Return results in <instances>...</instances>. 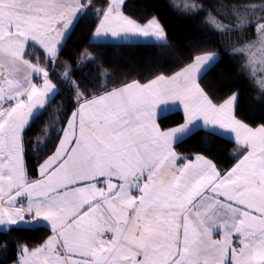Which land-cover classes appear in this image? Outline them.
<instances>
[{"label": "snow or ice", "instance_id": "6c2138e0", "mask_svg": "<svg viewBox=\"0 0 264 264\" xmlns=\"http://www.w3.org/2000/svg\"><path fill=\"white\" fill-rule=\"evenodd\" d=\"M123 4L110 0L95 10L103 17L95 37L166 39L155 18L141 24ZM89 6L91 0H0V228L24 222L25 209L15 202L26 197L27 213L50 221L53 233L40 247L21 248L16 264H264V125L236 118L238 94L214 102L201 86L198 77L215 56H196L173 75L91 98L73 83L77 107L59 130L62 139L39 166L40 178H28L24 132L58 92L49 72L24 58L25 46L34 42L53 62ZM236 15L244 26L246 16ZM262 20L253 43L264 44ZM177 101L185 123L162 130L157 109L163 114ZM196 121L235 133L244 150L230 170L202 156L176 166L185 158L173 142ZM36 144L46 151L44 140L29 147ZM221 229L223 238L214 239Z\"/></svg>", "mask_w": 264, "mask_h": 264}, {"label": "trees", "instance_id": "16d2710c", "mask_svg": "<svg viewBox=\"0 0 264 264\" xmlns=\"http://www.w3.org/2000/svg\"><path fill=\"white\" fill-rule=\"evenodd\" d=\"M238 0H126L123 11L130 18L144 24L155 18L165 31V43H106L93 41V34L102 15L95 10L105 9L107 0H93L86 15L77 22L59 56V64L71 66L68 80L52 71L51 78L58 87L43 114L24 132L25 167L30 180L39 179V166L55 151L60 139V129L77 104L73 83L85 96H98L106 91L123 87L131 82L145 83L159 74L173 75L204 53H217L219 59L202 76L201 86L213 98L221 101L239 94L236 116L251 127L264 125V90L260 79L262 71L253 69L248 47L259 35L257 21L264 16V0H241L247 23L241 25L236 15ZM254 4L259 13L250 6ZM195 5V7H189ZM213 18H218V28ZM264 23V21H261ZM247 47V49H246ZM247 50V51H246ZM91 58L84 61L85 53ZM29 57L37 64L51 69L39 53L30 48ZM252 56V55H251ZM54 67V69H56ZM257 71V72H255ZM259 71V72H258ZM60 74V73H59ZM185 123L183 112L176 111L160 119L164 129ZM52 139H45L44 130ZM44 140L47 148L29 144ZM235 143L231 138L214 131L199 128L180 140L178 153L193 157L200 154L211 159L222 171L229 170L240 157L233 154ZM52 231L44 225H17L11 230H0V264H13L21 255V248L43 245Z\"/></svg>", "mask_w": 264, "mask_h": 264}, {"label": "crops", "instance_id": "0c3cea01", "mask_svg": "<svg viewBox=\"0 0 264 264\" xmlns=\"http://www.w3.org/2000/svg\"><path fill=\"white\" fill-rule=\"evenodd\" d=\"M93 0H91V2H92ZM69 2H71V0H69ZM107 2H108V4L110 3V0H107ZM81 3H83V0H81ZM123 6H124V4L122 5V11H123ZM108 7V5L106 6V8ZM105 8V9H106ZM124 12V11H123ZM125 13V12H124ZM126 15V14H125ZM128 16V15H127ZM82 17V16H81ZM80 17V18H81ZM80 18H78V19H76L75 21H74V23L71 25V27H70V30H69V33H68V35L66 36V37H63L62 38V47L60 48V50H59V53H58V57L57 58H55V60L53 61V62H48L47 60H46V58H45V53H44V51H41V48L39 47V46H35V44H34V42H29L26 46H25V56H24V58L25 59H27V60H29L31 63H33V64H35V65H37L38 67H43V68H45V70L46 71H48L49 72V79H50V74L52 73V71H53V68L55 67L54 65L56 64V63H59V56H60V53H61V51H62V49H63V46L65 45V43H66V41L68 40V38H69V36L71 35V33H72V31L74 30V28H75V26H76V24H77V22H78V20L80 19ZM103 19V17H101V19H100V21ZM157 20V19H156ZM100 21H99V23H100ZM158 21V20H157ZM160 24V23H159ZM98 26H99V24H98ZM97 26V27H98ZM160 26H161V24H160ZM162 27V26H161ZM97 29V28H96ZM163 29V28H162ZM96 31V30H95ZM164 31V30H163ZM164 33H165V31H164ZM165 36H166V34H165ZM93 41H95V42H106V43H149V42H152V43H165V42H167V37H166V39L165 40H157V39H155V38H146V37H141V36H131V37H129V38H127V39H125V38H123V37H111L110 35L109 36H107V37H99V38H94V34H93ZM30 48H32V50L34 51V52H36V53H39L40 55H41V57L45 60L44 62H46L47 64H51V65H53V66H51L52 68L51 69H48L47 68V66H43V65H39V64H37L35 61H33V59H31L30 57H29V54H28V50L30 49ZM202 56H215L216 57V59H215V61L210 65V67H209V69L216 63V61L219 59V54H217V53H208V54H205V55H202ZM63 65H64V68H65V65L69 68V65L67 64V63H63ZM208 71V70H207ZM206 71V72H207ZM205 72V73H206ZM204 74H202L200 77H198V80H199V83H200V80H201V78H202V76H203ZM51 80V79H50ZM52 81V80H51ZM33 82H39V83H42L43 81H42V79H38L36 76H33ZM53 82V81H52ZM132 83V82H131ZM55 84V83H54ZM129 84V83H128ZM119 88H121V87H119ZM57 92H58V87H57ZM101 95H103V94H101ZM56 96V95H55ZM238 100H239V94H238V96H237V101H236V106H235V115H236V109H237V104H238ZM49 103V102H48ZM48 103H47V105H48ZM46 105V106H47ZM176 111H181V112H183V114H184V116H185V121H186V113L184 112V109H183V104H182V102H174V106L173 107H171L169 110H167V111H165L163 114H161L160 113V111H159V109H157V111H156V115H155V119H156V122H157V124H159V126H160V128L162 129V130H167V129H164L163 127H162V125L160 124V119L162 118V117H164L165 115H167V114H171V113H173V112H176ZM236 118H237V116H236ZM238 119V118H237ZM195 123V122H194ZM244 123V122H243ZM184 124V123H183ZM246 124V123H245ZM182 125V124H181ZM248 125V124H247ZM180 126V125H179ZM250 126V125H249ZM177 127V126H176ZM251 127V126H250ZM174 128V127H173ZM199 128H204V129H208V130H212V131H214V132H216V133H218V134H221V135H223V136H225V137H228V138H231L233 141H234V143H235V145H234V147L232 148V151H233V154L234 155H237V156H239L240 157V159L242 158V153H243V150H244V146H242L240 143H239V141L235 138V133L234 132H231V131H229V130H224V129H221L219 126H211V125H205V124H203V122L202 121H199L198 123H195V126L194 127H192V131H194V130H196V129H199ZM253 128H256V127H253ZM191 131V132H192ZM189 135V134H188ZM188 135H186V136H188ZM185 136V137H186ZM185 137H183V138H185ZM182 138V139H183ZM62 139V138H61ZM181 139V140H182ZM178 142H173V149H174V151L176 152V154H177V156L178 157H183V158H185V159H177V161H176V166L177 167H180V166H182L185 162H187V160H192L193 162H195V159H196V157L197 156H202V157H204L205 159H207V160H210V161H212L211 159H209V158H207V157H205V156H203V155H200V154H197V155H194L193 157H186V156H184V155H182V154H180V153H178L177 152V150H176V148H175V145L177 144ZM238 162V161H237ZM236 162V163H237ZM212 163L213 164H215V162H213L212 161ZM235 163V164H236ZM234 164V165H235ZM216 165V164H215ZM233 165V166H234ZM24 166H25V160H24ZM232 166V167H233ZM216 167H217V170H219V171H221V172H225V171H222L221 169H219V167L216 165ZM231 167V168H232ZM230 168V169H231ZM25 169H26V167H25ZM229 169V170H230ZM113 183H119V181L117 180V179H113ZM98 186H102V185H99L98 184ZM137 193L136 192H133V195H136ZM206 195H209L210 196V193H206ZM223 202H226V201H224L223 199H222V203ZM16 203V206L17 207H19V206H23L24 207V209H25V212L23 213V221L24 222H20V223H18L17 225H31V226H39V225H44V226H46V227H49L50 228V221H44L42 218H37V217H35V216H33L32 214H30V213H27V211H26V208H27V204H28V199L26 198V197H21V198H18V200L15 202ZM5 206H7V205H5ZM216 212H217V216L218 217H223V215H224V213H223V211H221V210H216ZM16 225V226H17ZM1 229H3V228H0V230ZM53 234V233H52ZM51 234V235H52ZM213 238L214 239H222L223 238V230L221 229L220 230V232H219V234L217 235L215 232H214V235H213ZM233 240L235 241L236 240V237L235 236H233ZM42 246V245H41ZM40 247V246H39ZM32 249H34V248H32ZM32 249H29V250H32ZM21 255H22V253H21ZM21 255H20V257H21ZM19 257V258H20ZM13 264H16V262L15 263H13Z\"/></svg>", "mask_w": 264, "mask_h": 264}, {"label": "rangeland", "instance_id": "374dc122", "mask_svg": "<svg viewBox=\"0 0 264 264\" xmlns=\"http://www.w3.org/2000/svg\"><path fill=\"white\" fill-rule=\"evenodd\" d=\"M125 1L126 0H124V3H125ZM252 7V9H254L255 10V12H257V13H259V11H258V9L259 8H256V6L254 5V4H252L251 6H250V8ZM235 8H236V10H238L239 11V13H240V15H243L244 14V11H241V0H238V3H237V5L235 6ZM262 10H263V12H264V6L262 7ZM264 14V13H263ZM213 21H215V22H217L218 21V18H213ZM262 21H264V20H262ZM261 22V21H260ZM95 34V33H94ZM260 35V34H259ZM259 35H258V37L256 38V39H253L252 41H251V45L248 47V50H250L249 51V55L248 54H246L247 56H248V58H249V56L250 57H253L252 59H250L252 62H255V65H253V69H259L260 71H262L261 73H262V75H261V77H260V79H263L264 78V44H261V43H259V42H257V43H253V42H255V41H258V38H259ZM94 38H99V37H95V35H94ZM246 49H247V47H246ZM247 51V50H246ZM210 53H213V52H210ZM205 54H208V53H204V54H200V55H198V56H202V55H205ZM252 55V56H251ZM92 56H91V53H89V52H87V53H85V55L83 56V60L84 61H86V60H88V59H90ZM58 64V63H57ZM57 64H55L54 66L56 67V65ZM56 72L57 73H60V74H64V73H66L67 72V75L66 76H64L65 77V79H67L68 80V78H69V75H70V72H71V70H72V68H71V66L69 65V68L68 67H65L64 68V65L63 64H59L58 65V67H56ZM255 72H257V71H255ZM259 72V71H258ZM52 74V73H51ZM51 74H50V79L52 80V78H51ZM63 76V75H62ZM53 81V80H52ZM53 83H54V81H53ZM140 83V82H139ZM145 83H147V82H145ZM141 84H143V83H141ZM199 121H196L195 123H198ZM179 126V125H178ZM177 126V127H178ZM171 129V128H170ZM212 131V130H211ZM24 226H30V225H24Z\"/></svg>", "mask_w": 264, "mask_h": 264}]
</instances>
